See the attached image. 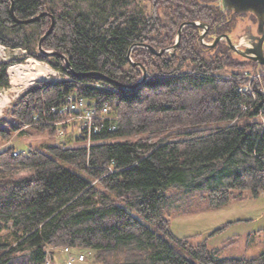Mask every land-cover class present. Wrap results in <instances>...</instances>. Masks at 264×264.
<instances>
[{"label": "trees", "instance_id": "trees-1", "mask_svg": "<svg viewBox=\"0 0 264 264\" xmlns=\"http://www.w3.org/2000/svg\"><path fill=\"white\" fill-rule=\"evenodd\" d=\"M148 1V12L122 0L107 1L97 14L67 5L52 9L46 0H14L21 20L43 12L55 16L43 47L67 56L77 73L72 75L63 59L38 51L51 19L17 24L10 0H0V44L26 50L68 78L36 82L20 94L0 118V144L26 131L22 127L34 114L56 120L50 109L65 105L71 95L97 107L109 104L119 117L117 130L104 128L90 149L85 138L75 136L73 141L86 145H63L68 136L60 139L62 145L17 157L12 146L0 151V264H45L59 251L65 264V248L75 255L90 252L96 264H264V252L221 259L207 241L177 237L170 216L191 214L186 202L212 210L264 193V67L221 54L223 47L205 50L200 30L188 26L174 56L133 51L149 79L131 89L143 75L127 59L134 44L172 47L185 22L209 24L212 37L233 26L216 0ZM17 61L0 63V88L10 87L8 70ZM225 68L230 77L216 75ZM90 72L113 82L80 75Z\"/></svg>", "mask_w": 264, "mask_h": 264}, {"label": "rangeland", "instance_id": "rangeland-1", "mask_svg": "<svg viewBox=\"0 0 264 264\" xmlns=\"http://www.w3.org/2000/svg\"><path fill=\"white\" fill-rule=\"evenodd\" d=\"M46 1L52 9H57L58 7L67 5L80 12H95L97 14L102 13L107 1L111 3L122 2V0ZM125 4L131 5L132 8H137L138 10H144L146 12L151 9V5L148 0H125ZM27 31L30 34L35 33L34 27H28ZM37 43L38 41L35 40L32 46L36 47ZM0 52V63L13 59L19 60L17 61L18 63L15 64L17 65L15 68L28 65L30 61H36L44 67H47L50 71L48 76L43 79L44 81H55L60 76V71L35 57L29 56L26 50H13L0 44ZM25 55H27V58L23 59ZM15 68H9L10 70H8V74L10 76V87L0 88V103L5 101L6 95H8L9 100L13 102L17 96L27 91L35 82H38L33 81V83H31L28 87H24L23 83L25 84V81L22 80L23 83H19L17 88L14 89V85L12 83L14 73L12 74L11 71ZM216 75L222 78H228L230 77V69L225 68ZM249 77L251 76L249 75ZM5 110L2 112L3 114L0 118L4 116ZM261 120L264 121V118L261 117ZM50 134L51 131L49 130L44 132L34 127L29 128L26 131L18 133L14 136L12 139V147H15L21 152H28L31 149H43L44 146L50 144L62 145L61 143L63 140L56 138V136L52 138ZM160 137V135L151 136L150 140L154 143ZM65 140V144L63 145H66V143H69L70 145H86L85 141H73L74 137H68ZM19 176L20 175H15L16 178ZM189 205L190 204H187V202L185 203V209L190 208L191 214L189 215H183L176 212H172L170 214L172 217V230L177 237L184 238L193 236V243L207 241L208 248L211 251L216 252L218 257L221 259L255 258L264 252V193L260 194V196L256 199L251 198L249 194H246L244 198L231 201L227 206L219 209H207L206 207L200 205L199 202H194L191 207ZM225 225L229 226L222 232L215 234L213 237H209L216 230L223 228ZM233 241H236V243L227 246ZM59 252L55 254L58 263L63 262L66 259L65 255ZM80 252L88 256L89 260L85 263L77 264H96L94 259L95 257L91 256L90 252L81 250ZM52 264H55L54 261H52Z\"/></svg>", "mask_w": 264, "mask_h": 264}, {"label": "water", "instance_id": "water-1", "mask_svg": "<svg viewBox=\"0 0 264 264\" xmlns=\"http://www.w3.org/2000/svg\"><path fill=\"white\" fill-rule=\"evenodd\" d=\"M10 2H11V9H10L11 15L17 24L30 25V24H33V23L39 21L42 17H45V16H47L51 19L50 28L39 40L38 51L45 56H49V57L57 56V57L63 59L67 65L69 72L72 75H77V73L73 70V67L71 66L70 61L67 58V56L60 54L58 52H55V51L46 50L43 47L44 41L54 31L55 23H56L55 16L50 12H43L40 15L33 17L31 19L21 20L17 17V15L15 13V2H14V0H10ZM216 5L220 8L221 12L224 15L228 14L230 16L229 21H232L236 15H242V14H247L249 17L253 16L257 19V32L259 34V36H257V37L253 36L251 29L239 31V28H237V32L244 35L243 40L246 41L245 52L238 50L237 45H233L232 39L228 34L218 35V36H216V38L214 39V41L212 43H207L205 41V38H206V36L210 30L209 24L204 23V22H200V21L185 22V23L180 25L179 30H178L177 35H176V42L172 47L164 48V49H156L154 46H152L150 44L137 43V44H134L130 48L128 56H127L128 61L130 62V64L133 67L139 68L143 73L142 78L139 80V82L135 86L131 87V89L138 87L141 84L147 82L148 77H149V73H148L147 69L143 66V64L133 61V59H132L133 51L137 48H144V49L150 51L155 56L161 57V56L166 55V54H170L171 56H174L177 53V50L180 46L183 30L188 26H192V27L198 28L200 30L201 42H202V44L207 46L208 49H213L214 47L217 46V44L219 42L226 41L227 46L230 49L239 52L240 54H242L244 57H246L250 61L254 62L255 64L260 65V66H264V0H216ZM80 75L84 76V77H88V76L89 77L90 76L101 77L107 82H113L112 79H110L109 77H107L106 75H104L100 72L83 73ZM35 83L33 85H35ZM115 84L119 88H122V89L127 88L125 85H123L121 83L117 82Z\"/></svg>", "mask_w": 264, "mask_h": 264}, {"label": "built area", "instance_id": "built-area-1", "mask_svg": "<svg viewBox=\"0 0 264 264\" xmlns=\"http://www.w3.org/2000/svg\"><path fill=\"white\" fill-rule=\"evenodd\" d=\"M59 75V78L55 81L68 79L62 72H60ZM252 79L254 78L252 77ZM245 90L250 91V86L246 87ZM11 103V100H8L4 105H1L0 116L5 109L11 107ZM50 112L56 116V120L50 121L47 118H41L39 114H34L32 122L30 124H25L22 129L27 130L32 127L42 126L49 131L53 130L58 139H65L68 136L85 138L87 141V148L90 149L94 143L93 137L95 135L102 132L104 128L111 132L116 131L119 123V117L114 112L111 105L105 104L101 107H97L93 101L88 99H77L74 95L69 96L65 105L53 107L50 109ZM65 128H67L70 133H66ZM9 145L10 142L0 145V151L7 149ZM21 154L25 155L27 152L14 151L15 157ZM63 252L68 254L65 264H76L77 262H85L87 260V257L83 254H71L68 248H65ZM45 264H52V260L49 256L46 258Z\"/></svg>", "mask_w": 264, "mask_h": 264}, {"label": "flooded vegetation", "instance_id": "flooded-vegetation-1", "mask_svg": "<svg viewBox=\"0 0 264 264\" xmlns=\"http://www.w3.org/2000/svg\"><path fill=\"white\" fill-rule=\"evenodd\" d=\"M232 23H233V26L230 29H228L227 32H223L221 34L214 35V37H212L211 29H210L209 33L207 34V36L205 38V41L207 43H212L214 41V39L216 38V36L222 35V34H228V35H230V37L232 39L233 45H237L238 50L245 52L246 41L243 40L244 35L237 32V28H239V31L251 29L253 36L257 37V36H259V34L257 32V19L253 16L249 17L247 14H242V15H236L234 17ZM203 46H204L205 50H208L211 53H213V51H215L217 48L223 47L224 49H221V51H220L221 54L233 56L234 58L238 59L240 62H246V63L252 62L249 59H247L246 57H244L242 54H240L239 52L230 49L227 46L226 41L219 42L217 44V46L214 47L213 49H208V47L205 46L204 44H203ZM227 48H228V50H227ZM262 67H264V66H262Z\"/></svg>", "mask_w": 264, "mask_h": 264}, {"label": "bare ground", "instance_id": "bare-ground-1", "mask_svg": "<svg viewBox=\"0 0 264 264\" xmlns=\"http://www.w3.org/2000/svg\"><path fill=\"white\" fill-rule=\"evenodd\" d=\"M49 71L50 69L44 67L36 61H30L28 65L13 69L11 72L12 74L14 73V76L12 78L14 89L17 88V85L19 83H23L22 80L25 81V84L23 83L24 87H28L31 83H33V81H44L43 79L48 76ZM8 100V95H6L5 101L1 102L0 105L8 102Z\"/></svg>", "mask_w": 264, "mask_h": 264}, {"label": "crops", "instance_id": "crops-1", "mask_svg": "<svg viewBox=\"0 0 264 264\" xmlns=\"http://www.w3.org/2000/svg\"><path fill=\"white\" fill-rule=\"evenodd\" d=\"M12 142H13V141H12ZM12 142H11V145H10V146H12ZM14 148H15V147H14ZM15 149H16V148H15ZM17 150H18V149H17ZM53 258H54V263H55V264H63V262H64V261H63V262L58 263L57 260H56V257L53 256Z\"/></svg>", "mask_w": 264, "mask_h": 264}]
</instances>
